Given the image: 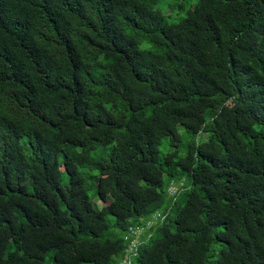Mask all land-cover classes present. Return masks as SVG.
<instances>
[{"label":"trees","instance_id":"16d2710c","mask_svg":"<svg viewBox=\"0 0 264 264\" xmlns=\"http://www.w3.org/2000/svg\"><path fill=\"white\" fill-rule=\"evenodd\" d=\"M157 1L0 0V264H264V0Z\"/></svg>","mask_w":264,"mask_h":264},{"label":"rangeland","instance_id":"374dc122","mask_svg":"<svg viewBox=\"0 0 264 264\" xmlns=\"http://www.w3.org/2000/svg\"><path fill=\"white\" fill-rule=\"evenodd\" d=\"M157 2L160 5V7L163 9L165 14H170L172 10L171 19L178 21L179 19L184 17L186 13V10L181 9L180 6L182 5L192 6L197 2V0H158ZM171 6H172V9H170ZM175 190H176V186L170 187L169 188L170 194H173ZM93 203L98 208L102 206V203L96 198H93Z\"/></svg>","mask_w":264,"mask_h":264},{"label":"built area","instance_id":"2783aa9c","mask_svg":"<svg viewBox=\"0 0 264 264\" xmlns=\"http://www.w3.org/2000/svg\"><path fill=\"white\" fill-rule=\"evenodd\" d=\"M144 227H136L134 229H130V233L125 235L124 239L128 241V247L126 249L123 260L119 264H129L130 263V254L135 251L137 245V237L144 232Z\"/></svg>","mask_w":264,"mask_h":264}]
</instances>
